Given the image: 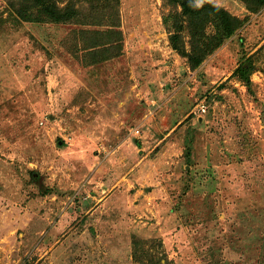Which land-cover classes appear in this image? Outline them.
<instances>
[{
  "label": "rangeland",
  "instance_id": "obj_1",
  "mask_svg": "<svg viewBox=\"0 0 264 264\" xmlns=\"http://www.w3.org/2000/svg\"><path fill=\"white\" fill-rule=\"evenodd\" d=\"M73 1L0 0V264H264V7L221 0L244 24L191 69L165 0Z\"/></svg>",
  "mask_w": 264,
  "mask_h": 264
},
{
  "label": "trees",
  "instance_id": "obj_2",
  "mask_svg": "<svg viewBox=\"0 0 264 264\" xmlns=\"http://www.w3.org/2000/svg\"><path fill=\"white\" fill-rule=\"evenodd\" d=\"M111 0H90L89 8ZM247 9L256 12L264 7V0H242ZM20 14L38 13L50 21L66 22L76 19L82 12L73 0H9ZM169 11L163 22L169 32L171 46L186 59L191 69L202 63L243 26L245 18L233 13L213 0L197 6L196 0H165ZM212 28L210 31L209 29ZM251 56H244L233 75L251 83L253 68Z\"/></svg>",
  "mask_w": 264,
  "mask_h": 264
},
{
  "label": "built area",
  "instance_id": "obj_3",
  "mask_svg": "<svg viewBox=\"0 0 264 264\" xmlns=\"http://www.w3.org/2000/svg\"><path fill=\"white\" fill-rule=\"evenodd\" d=\"M206 109H207V108H206V104H205L204 102L201 103L200 106H199V110H200V111H206Z\"/></svg>",
  "mask_w": 264,
  "mask_h": 264
},
{
  "label": "crops",
  "instance_id": "obj_4",
  "mask_svg": "<svg viewBox=\"0 0 264 264\" xmlns=\"http://www.w3.org/2000/svg\"><path fill=\"white\" fill-rule=\"evenodd\" d=\"M204 1H206V0H204ZM216 3H218V4H221V5H223V6H225L226 8H228V6L226 5V3L223 1H221V0H214ZM229 9V8H228Z\"/></svg>",
  "mask_w": 264,
  "mask_h": 264
},
{
  "label": "clouds",
  "instance_id": "obj_5",
  "mask_svg": "<svg viewBox=\"0 0 264 264\" xmlns=\"http://www.w3.org/2000/svg\"><path fill=\"white\" fill-rule=\"evenodd\" d=\"M204 3V0H196L197 6H200Z\"/></svg>",
  "mask_w": 264,
  "mask_h": 264
}]
</instances>
